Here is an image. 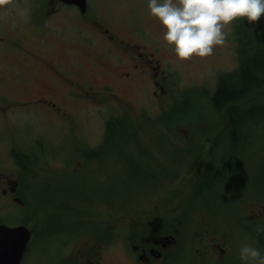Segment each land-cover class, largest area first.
I'll return each instance as SVG.
<instances>
[{"label": "rangeland", "instance_id": "1", "mask_svg": "<svg viewBox=\"0 0 264 264\" xmlns=\"http://www.w3.org/2000/svg\"><path fill=\"white\" fill-rule=\"evenodd\" d=\"M87 4L85 15H81L76 8L68 7L62 13L60 11L58 14L48 16L43 23L49 45L53 48L51 53L59 62L58 68L70 74L69 77L73 80H79L74 68L79 69L80 64L89 69L85 73L90 76L91 84L93 78L100 75L95 70H90L86 56L101 66L111 65L112 59L110 60L104 52L107 44L98 39L99 35L94 32L93 23L102 25L123 40L149 45L152 39L162 38L158 21L149 14L147 0H88ZM40 7L41 2L37 0H9L5 8L3 5L0 6V46L5 48L0 50V170L13 168L14 163L8 157L10 148L19 152L21 158L19 167L22 170H33L31 164H36L35 161L38 165L48 167L51 158H57L62 150H67L68 157L69 154L77 153L76 146L92 150L96 148L92 146L104 137L107 119L116 115L131 128L133 134L127 136L133 139V144H127L126 136L125 138L117 136V127L114 139L119 146L118 150L115 151L114 146L102 149V143L99 142L98 149L94 152L102 158L115 154L117 181L120 180L124 184H129V178L124 175L128 174L127 169L130 168L129 163L125 166L127 161L125 159L138 164L142 161L143 153L155 155L161 149L163 154L170 153L172 147L165 146L169 148L167 150L164 146H159L162 140L171 142L170 139L175 138L182 145V140L190 138L189 141L192 142L190 148L181 145L178 147L181 150H178L177 154L183 156V162L178 169L173 166V170H167L168 178L161 179V183L157 184L161 187L158 201L162 208L158 212L164 218V223L175 221L176 216L181 219V234L178 237L180 250L174 254L173 262L169 264L213 263L212 259L197 260L191 257L192 248L188 243L195 236L194 229L197 227L191 226L189 222H191L190 216L194 214L199 216L203 213L205 216L201 218L210 219L211 229L217 228L221 232L220 235H223L225 244L230 250L229 264H242L238 251L242 243L258 242L260 246H264V232L257 231L259 226L264 227V135H255L253 141L245 142L246 150L244 153L239 150L234 155L236 163L230 165V143L224 116L216 113L210 106V97L216 89L218 76L237 68L234 25L238 23L248 30H257L264 38V16L254 23L245 20L243 23L236 21L227 26L225 43L215 46L213 53L207 57H193L180 61L175 56L168 55L167 58L171 62L167 64V73L171 77L167 82L169 94L164 98V109L159 115L157 104L151 100L148 82L142 85L131 84L130 92L122 94L121 100L124 103L112 97L101 100L98 98L95 102L80 97L79 101H76L74 96L62 93L59 97H53V100L62 110L59 113L64 112L68 116L57 119L52 113L45 111L43 103H21L35 96L32 92L33 85H39L43 79L38 78L40 77L38 68H34L35 70L27 68L18 58H21V55L7 50L17 46L29 52L48 56L47 47L42 46L41 40L29 35L32 13ZM34 21L36 23H32L33 31L40 28L42 19L37 15ZM125 29H133L135 34L125 35ZM144 34L151 40L145 39ZM87 38L92 39V44H89ZM74 50H79L82 54L77 55ZM13 65L17 66L11 67ZM17 67L27 78V83L21 81L23 79L21 76L11 73V70ZM186 92L199 94L192 101L193 117H181L182 120L175 121V125L170 127L165 125L162 114L166 107L177 106L183 99L182 94ZM113 106H117L118 109L114 110ZM114 111L117 112L115 115H113ZM119 111L128 112L130 116H121ZM241 111H251V108L244 107ZM166 122L170 121L166 120ZM157 141L159 144L150 147V143ZM173 147L175 149V145ZM147 149L150 152L147 153ZM190 149L192 154L187 153ZM176 152L177 150L169 154L172 159H175ZM24 157L30 158V161ZM148 157L152 158L149 155ZM33 158L35 161L31 163ZM153 158V160L157 159L154 156ZM154 165L155 163H150L149 168H152L156 177L158 165L156 168ZM83 168L93 169L90 166ZM137 169L146 170V166L141 164ZM188 169L191 170L189 177L185 176ZM206 179L210 183L208 186L211 187L205 188L209 190L206 195L208 204L205 205L206 210H202L198 207L201 198L197 197L195 200L193 194L199 184ZM136 181L139 186L149 187L154 185L156 179L154 181L149 178L145 181L144 178H137ZM122 193L123 196L119 195ZM120 196L123 198V205L118 208L123 212H138L136 207H139V210L147 208L144 203L141 206L133 204L136 197L138 199L143 196L140 191L138 194L126 190L124 192V189L121 192L116 191L117 200ZM155 196V193H147L151 201H155ZM145 202L150 203L148 200ZM146 210L150 212V208ZM23 211H21L23 213L15 212V218L26 220V210ZM239 219L244 220L243 224L246 226L237 227ZM4 221L15 222L14 218ZM195 240H198L197 236ZM35 255L36 249L32 248L28 257L34 259L35 264H43L44 257H35ZM109 260V264H125V258L119 248L109 254Z\"/></svg>", "mask_w": 264, "mask_h": 264}, {"label": "flooded vegetation", "instance_id": "2", "mask_svg": "<svg viewBox=\"0 0 264 264\" xmlns=\"http://www.w3.org/2000/svg\"><path fill=\"white\" fill-rule=\"evenodd\" d=\"M8 1L0 0V6L3 5L5 8ZM37 1L41 2V7L32 13V23H36L34 18L37 15L41 17L42 22L38 30L33 31L31 25L29 35L41 40L42 46L47 47L48 56L29 52L17 46L6 47L7 50L21 55L22 57L18 58L27 68H38L40 74L38 78L43 79L39 85H33L32 92L35 96L21 103H43L45 111L52 113L55 118H66L68 114L59 113L62 110L53 97L65 93L74 96L76 101L81 97L94 102L101 97H114L122 103V94L130 92L131 84L142 85L149 82L151 100L155 101L158 111L160 110L158 115L161 114L164 109V98L169 94L167 82L171 80L167 73V64L171 62L167 56H175L170 45L162 38H160L162 41L158 38L152 39L149 45L123 40L109 29L93 23V30L97 36L99 35L98 39L107 44L105 54L115 62L111 61L109 67L101 66L86 56L90 70H95L100 75L93 78L91 84L90 76L85 73L89 69L80 64L79 69L74 68L79 80H73L69 77L70 74L58 68L59 62L51 53L53 48L49 45L43 25L48 16L58 14L60 11L62 13L69 6L59 0ZM124 32L125 35L135 34L133 29H125ZM144 35L145 39L151 40L146 34ZM25 37L27 38V35ZM86 40L92 44V39ZM0 50L5 48L0 46ZM73 52L77 55L82 54L79 50ZM15 66L17 65L11 67ZM11 73L21 76L23 78L21 81L27 83V78L19 67L12 69ZM170 140L171 146L175 145V149L172 147L170 153L177 150L174 153L175 159H172L170 153L164 155L163 149L155 155L149 154L150 151L147 149L148 155L157 159L153 160L154 158H149L147 154H141L142 161L138 164L139 166L145 164L146 170L137 169L139 167L137 163L125 159L127 160L125 166L130 164V168L127 169L128 174L124 175L129 178L128 185L126 182L125 185H121L120 180L117 181L115 154H109V157L104 158L95 154L98 143H102L103 139L93 145L92 147L96 148L92 150L76 146L77 153L69 154V157L67 150H62L57 158H51L55 161L50 160L48 167L38 165L33 158L31 163L34 161L36 163L31 164L33 170L24 169L25 171L19 167L21 166L19 152L10 148L8 157L14 163L13 168L0 170V225L24 226L30 234L19 261L16 262L15 259L7 261L11 264H35V260L28 257L31 249L35 248V257H44L43 264H109V254L119 248L125 258V264L172 263L174 254L180 250L178 237L181 234V219L176 216L175 221L164 223V218L158 212L162 208L158 201L161 187L157 185L161 183L162 171L167 172L173 166L178 169L180 162H183V156L177 154L178 150H181L178 148L181 145L180 141L175 138ZM182 141L190 142L188 139ZM164 142L162 140L159 146L165 148L167 144ZM157 144L158 141L149 145L153 147ZM185 144L182 143L181 146ZM165 149L169 150L168 147ZM161 155H164L162 156L164 158ZM24 158L30 161V158ZM150 163H155V168L158 165L156 177L152 168H149ZM134 164L135 168H133ZM84 166L93 169L83 168ZM185 176H188L187 173ZM137 178H144L145 181L150 178L156 181L149 187L139 186ZM123 189L124 192L126 190L136 194L140 191L143 196L138 199L136 197L133 204L141 206L144 203L150 208V212L146 210L147 208L139 210V207H133L138 212L121 211L119 209L121 204L116 199V191ZM147 193H155V201H151ZM147 200L150 203L145 202ZM23 210H26V220L15 218V212L23 213ZM197 216L198 214L191 215L189 222L191 226L197 227L194 229L195 236L193 235V239L188 243L192 248L191 257L197 260L212 259L214 264H229L230 250L225 244L223 235H220L221 232L217 228L211 229L210 219L201 218L205 216L203 213ZM12 218L15 220L13 223L4 221ZM238 221L237 227L242 226L244 220ZM196 236L198 240H195Z\"/></svg>", "mask_w": 264, "mask_h": 264}, {"label": "trees", "instance_id": "3", "mask_svg": "<svg viewBox=\"0 0 264 264\" xmlns=\"http://www.w3.org/2000/svg\"><path fill=\"white\" fill-rule=\"evenodd\" d=\"M234 27L233 37L237 43V68L218 76L216 89L210 97V106L212 110L221 115L223 114L226 122V130L228 131L230 143V165H232L231 163H236L234 155L238 153L239 150L241 153H244L246 150L244 149L245 142L247 143V141L250 140L253 141L255 135H264V38L257 30H248L241 24L237 23ZM199 92H201V90ZM182 95L183 99L181 102H178L179 104L177 103V106L166 107L162 114L165 125H169V127L175 125V121H181V117H193L192 113L194 107L192 101H194L199 94L193 95L186 92ZM244 107H250L251 111L254 112H242L241 108ZM120 115L130 116L129 113H120ZM166 120L170 122H166ZM117 127V136H124V138L126 136L127 144H133V139L128 138V136L133 134L131 128H129L127 123L119 120L115 115L110 116L105 123L102 149H106L108 146H114L115 151L118 150L119 146L114 139ZM188 140H190V138ZM164 143L167 144L168 147H173L171 146L172 142ZM183 143H186L184 147L187 148L191 146L192 142ZM187 153L192 154L191 149ZM133 166V168L136 167L135 164ZM189 169L188 172H186L187 175L191 172ZM161 177L162 179H167V172L163 173ZM120 182L121 185H125L122 181ZM208 184L210 183L207 179L202 181L193 194L195 200L197 197L201 198L198 207L202 210H206L205 205L208 204L206 195L209 190L207 191L205 189L211 187L208 186ZM117 186L119 185L117 184ZM260 187L259 190H261ZM117 192L121 191L117 190ZM119 195L123 196V193ZM121 196L117 201L123 205V198ZM259 228H262V226H259Z\"/></svg>", "mask_w": 264, "mask_h": 264}, {"label": "clouds", "instance_id": "4", "mask_svg": "<svg viewBox=\"0 0 264 264\" xmlns=\"http://www.w3.org/2000/svg\"><path fill=\"white\" fill-rule=\"evenodd\" d=\"M147 8L180 61L211 55L225 43L227 26L264 16V0H147ZM238 251L242 264H264V246L258 242L242 243Z\"/></svg>", "mask_w": 264, "mask_h": 264}, {"label": "water", "instance_id": "5", "mask_svg": "<svg viewBox=\"0 0 264 264\" xmlns=\"http://www.w3.org/2000/svg\"><path fill=\"white\" fill-rule=\"evenodd\" d=\"M64 3L75 4L82 13L86 9V0H60ZM29 231L24 226L7 227L0 225V264H11L7 260L21 258L23 249L29 239Z\"/></svg>", "mask_w": 264, "mask_h": 264}]
</instances>
